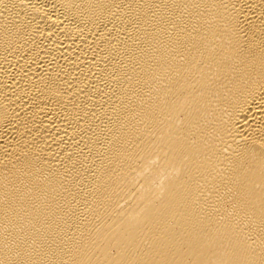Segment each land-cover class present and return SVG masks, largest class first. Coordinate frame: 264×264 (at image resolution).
I'll return each instance as SVG.
<instances>
[{
	"label": "bare ground",
	"instance_id": "bare-ground-1",
	"mask_svg": "<svg viewBox=\"0 0 264 264\" xmlns=\"http://www.w3.org/2000/svg\"><path fill=\"white\" fill-rule=\"evenodd\" d=\"M0 264H264V0H0Z\"/></svg>",
	"mask_w": 264,
	"mask_h": 264
}]
</instances>
